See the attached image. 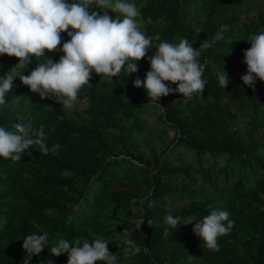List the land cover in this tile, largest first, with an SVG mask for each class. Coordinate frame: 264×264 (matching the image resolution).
<instances>
[{"label": "trees", "instance_id": "1", "mask_svg": "<svg viewBox=\"0 0 264 264\" xmlns=\"http://www.w3.org/2000/svg\"><path fill=\"white\" fill-rule=\"evenodd\" d=\"M191 1L129 0L139 8L141 30L151 39L147 56L162 41L175 44L187 38L205 65L203 94L189 99L173 92L150 100L161 109L158 120L174 129L160 151L149 147L146 156L133 134L140 130L138 101L146 92L132 81L145 78L150 69L146 58L137 61V72L127 76L122 70L111 83L93 72L90 85L78 93L77 99L85 100L83 113L71 111V116L55 98L41 99L19 78L14 80L6 105L0 106V126L11 129L19 123L32 130L30 136L43 126L50 151L45 155L34 145L19 161L0 157V264H24L23 239L44 232L48 244L31 256L30 264H66L67 253L53 256L50 251L61 238L108 240L119 264H264V82L257 79L253 89L240 79L247 72L246 38L264 32V6L250 14L236 10L224 15L223 0H200L190 16L185 9ZM220 25L227 26L223 39L199 49ZM61 37V45L69 39L66 32ZM62 55L45 52L53 61ZM43 59L34 57L23 74ZM16 63L18 58L0 54V75ZM223 69L225 88L216 75ZM55 144L61 147L51 151ZM175 148L191 152L194 163H181ZM139 201L144 223L136 229ZM149 201L154 207H148ZM131 208L136 215L125 219ZM213 210L229 212L234 221L229 235L218 237V251L203 244L191 222L183 224ZM168 214L180 217L181 225L168 226ZM119 233L122 240L116 238ZM126 235L141 248L138 254L124 255Z\"/></svg>", "mask_w": 264, "mask_h": 264}, {"label": "clouds", "instance_id": "2", "mask_svg": "<svg viewBox=\"0 0 264 264\" xmlns=\"http://www.w3.org/2000/svg\"><path fill=\"white\" fill-rule=\"evenodd\" d=\"M95 6V7H93ZM103 9V11L92 10ZM109 10L114 15L110 16ZM141 12L129 0H0V54L18 58V63L10 71L0 75V106L6 105V93L12 92L14 80L19 78L29 90L38 93L41 99L55 98L64 109H73L78 93L85 85H90L92 73L104 76L111 83L122 70L127 76L138 71L137 61L146 58L150 69L145 78L133 79L136 88L143 87L150 100L176 92L183 98H191L194 93L203 94L207 81L202 79L204 64L198 61L200 51L187 38L178 43L162 41L156 45L152 56H147L151 39L141 30L137 19ZM226 25L211 40L200 43L199 49H207L223 39ZM69 39L61 45V33ZM246 42L250 47L243 52L246 74L240 79L250 88H255L256 80L264 82V32L249 35ZM59 46V47H58ZM63 53L57 61L45 58V52ZM44 58L29 74L23 71L33 58ZM218 82L225 88L228 83L226 71L217 72ZM175 84L169 87L164 82ZM22 124H14L11 129L0 126V157L19 161L30 146H39V151L48 154L50 149L44 143L46 133L43 126L33 132ZM61 146L55 144L51 151ZM155 202L149 201L148 207ZM230 213L213 210L193 224V232L202 238L203 244L212 251H218V237L229 235L234 221ZM165 223L172 229L180 224V217L168 214ZM195 217L186 221L187 224ZM139 229L144 219L136 220ZM151 225L153 221H147ZM167 235V231H165ZM125 256L138 254L141 248L124 237ZM108 240L97 238L89 242L77 238L74 241L58 239L51 247V255L67 253L66 264H119V255L110 252ZM48 244V233L30 234L22 241V248L28 253L24 264H30L31 256L39 254ZM51 264V261H49Z\"/></svg>", "mask_w": 264, "mask_h": 264}, {"label": "rangeland", "instance_id": "3", "mask_svg": "<svg viewBox=\"0 0 264 264\" xmlns=\"http://www.w3.org/2000/svg\"><path fill=\"white\" fill-rule=\"evenodd\" d=\"M210 0H207L209 2ZM233 1H225L223 0V6L221 8L222 14L227 15L230 13H233L236 10H242V11H249L250 14L252 8H259L261 6H264V0H235ZM192 3V2H191ZM202 2L200 0L193 1L192 6L188 5V8H191L192 12H195L199 10L198 8L201 6ZM206 5V4H204ZM187 11V14L189 15V11ZM245 14H241L240 17L243 18ZM200 16V14H198ZM139 107L142 109L138 115V120L141 122L140 130L135 131L134 137L135 142L138 143V149L144 152L146 156H148L149 147H155L158 151L167 143L168 140L173 138L174 135V129L168 127L167 125L161 123L158 120V115L161 112V109L157 107L155 104H153L150 101V98L146 95H144L141 99L138 101ZM56 105L63 108V105L60 104L58 101H56ZM85 107V100L84 99H77L75 102V105L73 109L67 110L64 109V111L67 113V115L71 116V111L77 112L82 114L83 109ZM148 143V145L146 144ZM173 147V146H172ZM172 150V149H171ZM173 152H175L177 155L176 157L181 160V163H194V159L192 157V153L185 151V149L175 148L173 149ZM224 163L223 158H219V165H222ZM118 174H121V172H118ZM219 179L221 178V175L218 176ZM136 215V208H131L127 210L123 217L125 219L132 218V216ZM193 218V217H191ZM189 218V220L191 219ZM198 220H193L191 223L192 225ZM127 232V230H126ZM116 238L118 240H122V235L119 233Z\"/></svg>", "mask_w": 264, "mask_h": 264}, {"label": "built area", "instance_id": "4", "mask_svg": "<svg viewBox=\"0 0 264 264\" xmlns=\"http://www.w3.org/2000/svg\"><path fill=\"white\" fill-rule=\"evenodd\" d=\"M138 211H139V218H141V217H143V215H142V213H143V211H142V207H141V205H140V201H139V204H138ZM138 218V219H139ZM134 227L136 228V229H138L137 228V226H136V223L134 224ZM140 229V228H139ZM146 252V251H145Z\"/></svg>", "mask_w": 264, "mask_h": 264}, {"label": "crops", "instance_id": "5", "mask_svg": "<svg viewBox=\"0 0 264 264\" xmlns=\"http://www.w3.org/2000/svg\"><path fill=\"white\" fill-rule=\"evenodd\" d=\"M193 1H195V0H193ZM193 1H191L192 3H191V2H189V3H188V5H189V6H192V4H193ZM188 5H187V10H188V11H189V13H190L189 15H190V16H194V14H192L191 8H190V9L188 8ZM186 12H187V11H186ZM191 14H192V15H191ZM200 16H201V15H200ZM200 16H199V17H200Z\"/></svg>", "mask_w": 264, "mask_h": 264}]
</instances>
